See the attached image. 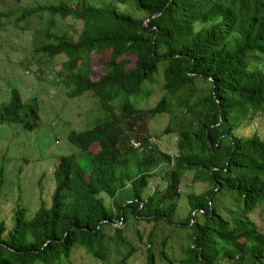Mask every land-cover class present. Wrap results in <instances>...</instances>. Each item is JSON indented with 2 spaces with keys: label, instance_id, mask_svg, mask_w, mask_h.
I'll return each instance as SVG.
<instances>
[{
  "label": "trees",
  "instance_id": "trees-1",
  "mask_svg": "<svg viewBox=\"0 0 264 264\" xmlns=\"http://www.w3.org/2000/svg\"><path fill=\"white\" fill-rule=\"evenodd\" d=\"M111 1L106 8L61 3L22 13L25 19L47 10L84 23L79 39L49 33L53 41L40 51L62 58L58 76L72 97L95 96L107 116L94 129L71 134L79 153L60 158L52 206L44 203L33 214L18 205L11 222L0 216V264H62L79 248L111 264L112 242L131 247L118 263L130 264L139 249L124 232L142 221L155 226L149 235L136 233L149 246L148 264L177 263L166 251L172 236L161 237L166 226L187 231L179 264H264V229L254 219L259 214L264 221V138L244 132L264 115V69H254L251 61L264 56V0H135L143 18L115 4L132 0ZM163 64L166 97L153 109L138 108L133 99L144 94ZM199 80L209 85L201 97ZM188 90L182 104L192 121L179 132L175 157L154 142L158 137L148 121L171 115L173 100ZM38 101L27 103L15 89L0 119L35 130ZM135 140L144 151L134 147ZM3 170L0 208L7 183ZM192 172L194 183L209 182L212 188L190 196L189 212L177 222L180 189ZM158 180L165 182L163 190ZM228 194L237 208L232 218L217 206L219 196ZM155 247L163 248L160 255Z\"/></svg>",
  "mask_w": 264,
  "mask_h": 264
},
{
  "label": "rangeland",
  "instance_id": "rangeland-1",
  "mask_svg": "<svg viewBox=\"0 0 264 264\" xmlns=\"http://www.w3.org/2000/svg\"><path fill=\"white\" fill-rule=\"evenodd\" d=\"M61 3H69L74 7L84 3L94 4L100 7H110L111 0H0V113L3 106L10 103L13 92L18 89L27 103H33L39 99L37 109H40V119L35 130H29L21 123L4 122L0 119V174L3 168L7 183L5 197L2 200L0 216L9 220L14 210L21 205L28 208L33 214L48 203L52 206L53 196L57 188L55 179L56 167L61 157L76 155L79 151L70 143L73 132H84L94 129L99 120L106 117L100 103L93 95L85 97H72L71 89L63 84V77L58 76L59 62L62 58L53 59L41 52L44 44L53 41L49 33L68 35L79 39L78 29H83L84 23L75 18L62 19L54 16L51 11L42 10L23 18L25 9H34L39 6H53ZM120 10L132 13L137 18L146 16L145 12L138 10L135 0L129 3H115ZM254 69H264V56L257 54L252 56ZM165 64L161 72L153 82L144 86L145 92L141 97L133 99L137 107L142 110L153 109L166 97ZM199 93L197 97L206 95L209 91L207 82L198 81ZM150 94L148 97L147 95ZM189 90L184 91L173 100V113L159 115L149 119L150 133L158 137L161 149L173 156H178V139L181 128H188L192 121L188 114L187 104L182 102L188 98ZM196 98L192 100L194 103ZM37 105V103L35 104ZM169 127L173 133H165ZM246 135H259L264 138V115L256 116L244 130ZM194 172L184 176L180 189L182 201L178 204L176 221L185 218L189 212V198L194 194H202L212 188L211 183H194ZM158 182L165 188V182ZM129 194L125 192V197ZM107 207L113 212L112 200L108 196ZM231 196L220 195L218 208L227 218H232L237 213L236 206L230 205ZM126 200V199H125ZM260 229H264V221L256 214L254 217ZM116 226L125 229L120 223ZM154 224L145 221L133 222L131 230L124 232V238L139 249L130 264H148L147 243L142 244L138 230L149 235L155 228ZM161 233V229L158 228ZM110 234H113L111 232ZM172 236V240L166 250L171 259L179 264L184 247L189 243L187 231L175 232L171 226H166L161 237ZM111 264L123 261L131 247L108 244ZM160 255L162 247L154 248ZM62 264H102L91 257L83 249H77L71 259ZM158 264H164L159 259Z\"/></svg>",
  "mask_w": 264,
  "mask_h": 264
},
{
  "label": "built area",
  "instance_id": "built-area-1",
  "mask_svg": "<svg viewBox=\"0 0 264 264\" xmlns=\"http://www.w3.org/2000/svg\"><path fill=\"white\" fill-rule=\"evenodd\" d=\"M134 144H135V146H136L138 149H142V148H143V143H141V142L134 141Z\"/></svg>",
  "mask_w": 264,
  "mask_h": 264
},
{
  "label": "clouds",
  "instance_id": "clouds-1",
  "mask_svg": "<svg viewBox=\"0 0 264 264\" xmlns=\"http://www.w3.org/2000/svg\"><path fill=\"white\" fill-rule=\"evenodd\" d=\"M12 97H13V96H12ZM135 141H137V140H135ZM138 142H140V141H138ZM154 142H158V140H154ZM141 143H142V142H141ZM133 145H134V147H135L136 149H138V148L135 146L134 142H133ZM139 150H142V151L145 150L144 144H143V148H142V149H139ZM175 157H177V156H175ZM56 168H57V167H56Z\"/></svg>",
  "mask_w": 264,
  "mask_h": 264
},
{
  "label": "water",
  "instance_id": "water-1",
  "mask_svg": "<svg viewBox=\"0 0 264 264\" xmlns=\"http://www.w3.org/2000/svg\"><path fill=\"white\" fill-rule=\"evenodd\" d=\"M161 15V14H160ZM160 15H157L156 17H158V16H160ZM156 17H154V18H156ZM153 19H151V20H149L148 22H147V25L152 21Z\"/></svg>",
  "mask_w": 264,
  "mask_h": 264
}]
</instances>
